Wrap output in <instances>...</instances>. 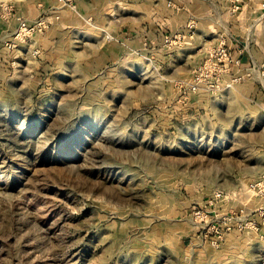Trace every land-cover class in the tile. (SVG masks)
<instances>
[{"label":"rangeland","instance_id":"obj_1","mask_svg":"<svg viewBox=\"0 0 264 264\" xmlns=\"http://www.w3.org/2000/svg\"><path fill=\"white\" fill-rule=\"evenodd\" d=\"M75 1L0 0V264H264V62L187 85L253 10Z\"/></svg>","mask_w":264,"mask_h":264},{"label":"built area","instance_id":"obj_2","mask_svg":"<svg viewBox=\"0 0 264 264\" xmlns=\"http://www.w3.org/2000/svg\"><path fill=\"white\" fill-rule=\"evenodd\" d=\"M65 1L71 2L73 0ZM223 1L228 4L231 12L241 11L245 3V0ZM5 7L7 14H11L14 10L13 5H7ZM260 9L262 10V17L264 18V0H260ZM20 20L21 27L17 32V36L27 29V20ZM186 27L189 32H193L195 23L191 20ZM185 33L186 31L181 32L179 35L177 34V36L174 37L176 39L175 42L185 38L187 36ZM245 53V45L239 43L232 47L224 40L221 41L208 51L207 57L195 68L193 80L187 82V85L190 86L194 92L200 91L203 93H211L212 95L223 92L226 88L233 86L243 78L240 69H242L245 64ZM227 76H231V81L226 80ZM250 190L259 200L254 206L253 211L257 214L264 215V170L251 182ZM242 211H245V209ZM250 223L253 226L255 225L254 220H251Z\"/></svg>","mask_w":264,"mask_h":264},{"label":"crops","instance_id":"obj_3","mask_svg":"<svg viewBox=\"0 0 264 264\" xmlns=\"http://www.w3.org/2000/svg\"><path fill=\"white\" fill-rule=\"evenodd\" d=\"M89 0H76L75 2L78 4H86L89 3L91 4V2H87ZM94 1V0H91ZM222 4L224 5V7L230 11V8L228 6V4H226L224 1L222 2ZM245 9L247 10H253L252 14H249V16H247V18H245L244 20L240 18V16H238V22H245L246 24H248V29H247V33H246V39L245 41H242L241 39H237L238 40V44L241 43L243 45H245L246 47V53L244 55V61L245 63L247 61L248 64L249 63H254L257 64L259 63L260 65H262L261 63L264 62V18L262 17V10L260 9V0H245L243 9L241 10L244 11ZM208 33V32H207ZM261 40V41H260ZM263 42V43H261ZM251 44H253V47L251 48ZM258 52L262 55L261 58L258 55ZM208 53V52H207ZM247 58V61L245 60ZM234 89V86H232ZM254 205H256V203H254Z\"/></svg>","mask_w":264,"mask_h":264}]
</instances>
